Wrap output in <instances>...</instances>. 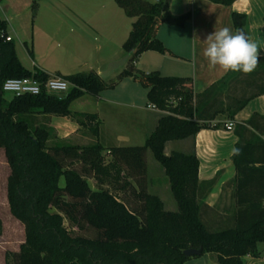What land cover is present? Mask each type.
<instances>
[{
    "label": "trees",
    "instance_id": "1",
    "mask_svg": "<svg viewBox=\"0 0 264 264\" xmlns=\"http://www.w3.org/2000/svg\"><path fill=\"white\" fill-rule=\"evenodd\" d=\"M170 1L116 0L134 18L123 43L125 53H130L127 63L116 81L108 82L94 70L58 74L71 84L62 96L42 91L7 98L2 90L6 79L34 75L46 80L49 74L22 64L8 23L0 16V148L10 167L9 209L25 230L20 250L6 254L7 264H185L205 253L218 264H246V255L260 257L258 246L264 244V115L255 113L234 125L239 152L234 150L232 155L236 174L231 180L235 200L231 225L211 229L202 217L203 207L209 208L205 198L215 179L199 180L196 154H166L164 149L170 140L220 128L221 123L214 122L217 116L227 114L234 119L251 99L264 94V57L251 74L229 71L201 93L187 87L186 77L138 69L135 63L145 51L173 54L156 35L158 25H182L191 16L190 12L173 15ZM233 20L237 28H244V14L234 12ZM27 48L33 56L32 48ZM125 77L138 80L147 89L148 102L167 113L160 116L144 144L105 147L98 140L102 121L97 114L70 106L85 94L98 96ZM39 115L69 117L94 135L93 142L80 145L57 138L49 122L37 121ZM148 149L164 169L176 211L166 209L161 197L148 190ZM104 150L110 153L108 161ZM87 175L129 191L135 205L109 189H93ZM76 228H90L93 235L77 233ZM199 247L201 255L184 254L185 249Z\"/></svg>",
    "mask_w": 264,
    "mask_h": 264
},
{
    "label": "crops",
    "instance_id": "2",
    "mask_svg": "<svg viewBox=\"0 0 264 264\" xmlns=\"http://www.w3.org/2000/svg\"><path fill=\"white\" fill-rule=\"evenodd\" d=\"M55 3L70 10L69 12L58 15V21L55 24L57 32L67 33V35L73 33L72 37H74V43L76 45H85L98 50L103 49L105 46L112 47V50H109L110 52L108 54L99 56V59H97L95 63H86L89 67L87 71L94 70L100 73L106 68L109 62L126 54L123 49V43L126 40L124 39L126 36V23L123 17L125 12L121 8L124 12L121 13L119 9L111 4V0H88L87 10L83 12L72 10V7L66 5V0H56ZM4 11L6 10L4 9ZM170 11L175 16H180L186 12L191 13L190 18L182 25L163 22L157 27L156 35L173 54L161 53L153 50L145 51L135 63L138 69L143 71L160 70L165 75L186 77L188 79L187 87L192 89L194 93L205 91L212 84L225 77L228 72H224L219 67L216 69H209L208 61L203 56V50L206 47L203 40L208 34L226 26L230 27L234 32L240 30L234 23V12L246 16V24L242 30L261 50L260 58L264 57V0H234L230 5L215 3L210 0H171ZM4 14L5 16H0L7 21L8 34L15 41L14 33H18L19 31L16 32L15 28L11 25V19L8 17L7 12H4ZM11 29H13L14 33H12ZM29 31L30 29L28 28L27 33H29ZM27 33L25 35L24 33L22 35H17H19V39L24 43L25 50L29 54L27 48L28 42L26 40ZM122 35V39L124 40L121 39ZM196 37H198L199 40H194ZM113 40L116 41V44L112 42ZM61 41H66V38L61 39ZM15 46L18 54L16 42ZM32 51L34 52L33 48ZM29 56L32 59L30 66L24 64L20 56L19 58L22 64L31 71L40 69L47 72L49 75L72 74L62 72L61 68H49L48 65L40 63L39 60V62H37L34 53L33 56L30 54ZM40 57L41 55L38 56V58ZM124 80H126V82H131L128 83L129 90L126 91L125 94L128 95L126 96L127 99L117 101L103 96L101 98L106 101L108 105L119 103L131 108V110L128 109L130 110V112H128L133 113V120L124 121L121 114L115 119L113 131L109 132L108 137H106L108 141L114 144L107 145L102 143V128H100L99 142L105 147L144 144L149 135L157 127L160 116L167 113L164 110L150 106L151 104L148 102L147 91L145 93L147 102L142 103V89L137 87V85H133L137 84V82H139L138 80H135L133 77H125L122 81ZM255 113L264 115V94L251 99L236 113L234 119H229L227 114L217 116L214 122H220V128L202 129L193 138L170 140L165 144L164 151L166 154H170L172 151L196 154L200 162L198 172L200 181L215 179L213 189L205 198V204L209 208H216V204L220 203V196L225 192L226 183L233 180L236 174L232 155L238 137L234 133V125L248 120ZM96 114L98 118L101 119L104 126V120H102L99 113ZM229 122L234 123L231 128H228L226 125ZM50 126L55 129L56 133L58 132L60 139L71 138L76 135L80 129L79 124L75 120L66 116L51 115ZM149 151L151 150L148 149L147 151L148 177L149 180L152 181L153 178L150 175L152 167L157 166L161 168L163 172L164 169L157 163L151 162ZM231 190H233V184ZM151 193L160 196L159 192ZM259 246L258 249L261 252L260 257L246 255V264H264V247H262V250ZM185 264L218 263L215 262L211 254L205 253L201 257L190 258Z\"/></svg>",
    "mask_w": 264,
    "mask_h": 264
},
{
    "label": "rangeland",
    "instance_id": "3",
    "mask_svg": "<svg viewBox=\"0 0 264 264\" xmlns=\"http://www.w3.org/2000/svg\"><path fill=\"white\" fill-rule=\"evenodd\" d=\"M56 0H1L0 1V15L5 16L4 12H7L8 17L11 19V25L15 28L16 32L14 33L15 42L17 44V50L20 58L24 64L29 65L32 62L29 54L25 50L24 43L19 39V35H24L27 33L28 28L30 29L27 33L26 40L28 42V47H32L34 54L36 55V61L49 66V68H61L62 72L74 73L77 71H87L88 65L86 63H95L99 56H105L112 49L111 46H105L103 49L98 50L96 48L87 47L85 45H76L74 42L73 33H59L56 31L55 24L58 21V15L69 12L68 8H63L60 5L55 3ZM67 6L72 7L71 9L78 12H83L87 10L88 0H66ZM111 4L119 9L121 13H124L121 8L118 6L116 0H111ZM4 9L6 11H4ZM126 23L125 29V38L128 37L130 30L131 22L134 21L133 18L123 14ZM32 22H31V21ZM31 22V24H30ZM34 22V23H33ZM29 26V27H28ZM12 28V27H11ZM19 34V35H17ZM124 35V34H123ZM121 36V39L123 38ZM66 38V41H61V39ZM119 39V40H121ZM122 39V40H124ZM116 44V41H112ZM113 46V44H112ZM110 50V51H109ZM41 55L40 58L38 56ZM123 56V55H122ZM121 58V57H120ZM119 59V58H118ZM34 60V59H33ZM39 60V61H38ZM85 63V64H84ZM123 67H120L112 72V74L105 78V80L116 81L118 73L122 70ZM118 82L114 87L106 88L100 92L98 96H93L85 94L72 103L71 109L90 112V113H99L104 120L105 124L101 122L100 128H102V138L101 141L103 144H114L111 141H108L109 132L113 131V126L115 124V119L118 118L121 114L124 121L133 120V113H129L131 108H128L126 105H121L119 103L107 104L101 97L112 98L117 101L127 99L125 95L126 91L129 90L128 83L126 80ZM137 87H140L142 90L141 99L142 103L147 102L145 99V93L147 89L140 83L137 82ZM7 98H10V94H6ZM130 109V110H128ZM129 111V112H128ZM37 121H47L50 123V116H37ZM56 133V132H55ZM57 138L58 136V132ZM94 135L85 128L79 129L78 133L71 138H67L66 142L87 145L93 142ZM99 140V136H98ZM115 142V141H112ZM116 144V143H115ZM149 157L151 162L161 164L154 158L151 151H149ZM105 161H108L111 156L108 150L103 151ZM80 165V164H78ZM10 173V167L7 163L4 149H0V264H7L6 254L8 252H18L20 250V245L25 240V230L24 225L17 220L10 212L8 199H7V178ZM153 178L152 181L148 177V190L149 192H159L161 199L164 201L165 208L168 210H177V202L173 196L169 182L164 175L163 170L157 166H153L150 173ZM87 179L91 184L93 189L106 188L111 190L116 194L120 199L130 200V202L135 205V197L130 194V192H123L113 188V184L109 180H105L103 183H98L91 175H87ZM63 183V180H61ZM226 189L224 194L220 196V203L216 204V208H206L205 206L202 209V217L207 225L211 229H219L227 225H231L233 221V211L235 208V200L233 198L232 192V182L229 181L226 183ZM228 188V190H227ZM207 187L204 189L205 193ZM128 201V200H127ZM134 201V202H133ZM67 224V220L65 222ZM77 233L83 235H93L90 228L78 229L76 228ZM261 249L264 247V244H260ZM263 250V249H262ZM261 253V252H260ZM202 256V255H201ZM198 256V257H201ZM197 257V258H198ZM196 258V257H193ZM216 262V261H215ZM217 263V262H216Z\"/></svg>",
    "mask_w": 264,
    "mask_h": 264
},
{
    "label": "clouds",
    "instance_id": "4",
    "mask_svg": "<svg viewBox=\"0 0 264 264\" xmlns=\"http://www.w3.org/2000/svg\"><path fill=\"white\" fill-rule=\"evenodd\" d=\"M203 42L206 44L203 56L209 69L219 67L226 73L231 71L247 75L258 67L261 50L240 30L234 32L226 26L208 34ZM235 151L239 152L238 149Z\"/></svg>",
    "mask_w": 264,
    "mask_h": 264
},
{
    "label": "built area",
    "instance_id": "5",
    "mask_svg": "<svg viewBox=\"0 0 264 264\" xmlns=\"http://www.w3.org/2000/svg\"><path fill=\"white\" fill-rule=\"evenodd\" d=\"M70 86V82L60 75H49L46 80H41L31 75L21 78L6 79L3 83L2 90L5 94H10L11 96L39 94L42 91L62 96L67 93ZM150 106L156 108L153 104ZM226 125L228 128H231L234 123L229 122Z\"/></svg>",
    "mask_w": 264,
    "mask_h": 264
},
{
    "label": "water",
    "instance_id": "6",
    "mask_svg": "<svg viewBox=\"0 0 264 264\" xmlns=\"http://www.w3.org/2000/svg\"><path fill=\"white\" fill-rule=\"evenodd\" d=\"M240 31H242L247 37V34L243 30H240ZM129 57H130V53H126L121 58L109 62L107 64L106 68L99 73L100 76L102 78L109 77L114 70H116L120 67H124L125 64L127 63L128 59H129ZM201 253H202L201 247H199V248H188V249L184 250V254L187 256H190V257L201 255Z\"/></svg>",
    "mask_w": 264,
    "mask_h": 264
}]
</instances>
